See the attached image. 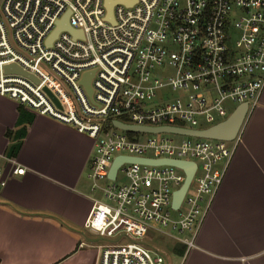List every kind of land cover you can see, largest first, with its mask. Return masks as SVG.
<instances>
[{
    "label": "built area",
    "instance_id": "2783aa9c",
    "mask_svg": "<svg viewBox=\"0 0 264 264\" xmlns=\"http://www.w3.org/2000/svg\"><path fill=\"white\" fill-rule=\"evenodd\" d=\"M66 14L82 37L60 31L47 46ZM8 66L38 83L6 74ZM90 73L91 96L82 84ZM165 89L181 96L169 101L158 95ZM263 91L264 0H0V95L94 141L88 179L105 201H94L85 228L109 242L100 264H170L151 245L154 235L192 249L239 140L125 132L114 123L202 132L244 104L248 117ZM228 102L236 105L230 114ZM145 161L196 165L178 209L173 196L185 172ZM7 170L25 174L11 160ZM6 179L0 166V189ZM100 181L108 182L103 190Z\"/></svg>",
    "mask_w": 264,
    "mask_h": 264
},
{
    "label": "crops",
    "instance_id": "0c3cea01",
    "mask_svg": "<svg viewBox=\"0 0 264 264\" xmlns=\"http://www.w3.org/2000/svg\"><path fill=\"white\" fill-rule=\"evenodd\" d=\"M20 107L0 95V166L7 172L0 189V264H100L101 246L85 228L98 200L88 179L94 141L24 108L32 121L10 157ZM233 145L195 246L177 264H264V91ZM10 160L25 174H8ZM166 239L175 253L179 244Z\"/></svg>",
    "mask_w": 264,
    "mask_h": 264
},
{
    "label": "water",
    "instance_id": "95a60500",
    "mask_svg": "<svg viewBox=\"0 0 264 264\" xmlns=\"http://www.w3.org/2000/svg\"><path fill=\"white\" fill-rule=\"evenodd\" d=\"M120 2H126V0H120ZM69 19V14H66L63 19L58 23L57 29L55 32L51 35L47 42V46H51L53 41L57 38L58 34L60 31H67L73 36L77 37L80 36L82 37L81 32H76L74 31L68 22ZM108 19L110 21H113L112 17V4L108 3ZM5 73L6 74H15V75H20L23 77H26L30 80H33L35 83H38L35 78L21 70L20 68L16 66H8L5 68ZM93 77V73L87 74L82 82L84 88L87 90L88 94L91 96L92 90L90 87V81ZM49 97L54 101V103L60 108L59 102L56 100V98L51 94V92L47 89L44 90ZM248 114V105L244 104L241 105L237 108V110L231 115L229 119H227L225 122L216 125L206 131L202 132H191V131H186V130H181V129H174V128H159V129H151V128H141V127H135V126H128V125H123L118 122L114 123V126L120 130H123L125 132H140V133H151V134H158V133H172V134H181L185 136H191V137H197V138H202V139H211V140H219V141H226V142H233L235 139L238 137L243 124L246 120ZM144 162V161H141ZM149 162V161H145ZM149 163H155V164H160V163H169L174 166H177L181 168L186 175V180L182 186V188L174 194L173 196V208L178 209L180 204L183 201V198L191 185V182L193 180L195 171H196V165L193 163H185V162H177V161H160V162H149ZM121 164V160L117 161L112 169L110 176L112 178L115 177L117 169L119 168Z\"/></svg>",
    "mask_w": 264,
    "mask_h": 264
},
{
    "label": "rangeland",
    "instance_id": "374dc122",
    "mask_svg": "<svg viewBox=\"0 0 264 264\" xmlns=\"http://www.w3.org/2000/svg\"><path fill=\"white\" fill-rule=\"evenodd\" d=\"M64 89L69 93L74 106L77 108V102L75 100L74 95L69 91V88L67 86H64ZM158 95H163L167 98V100L170 101V100L176 99L177 97L181 96V93L180 92H174L170 89H165V90L159 91ZM226 107H227L228 114H230L236 108V105H232V104H230V102H228L226 104ZM152 137H155V136H145L144 139H148V138H152ZM170 138L175 139L177 143H180L183 139L182 137H179V136H170ZM4 163H5V161L0 160V164H4ZM107 185H108V182H106V181L98 182V186L102 190L104 188H106ZM95 197L100 201H103V202L105 201L102 197V191H100V190H98L96 192ZM172 235H175V233L173 232ZM153 238H154V242L151 245H154V247L159 248V250L165 254V256L168 259L170 264H177L181 258L179 255L175 254L174 251L172 250L173 246H171V243H170L171 241H168V239H166V237L161 236V235L160 236L154 235ZM95 240H96L97 246H104V245L109 243L105 240L100 239L97 236H95Z\"/></svg>",
    "mask_w": 264,
    "mask_h": 264
},
{
    "label": "trees",
    "instance_id": "16d2710c",
    "mask_svg": "<svg viewBox=\"0 0 264 264\" xmlns=\"http://www.w3.org/2000/svg\"><path fill=\"white\" fill-rule=\"evenodd\" d=\"M32 121V115L28 114L24 107H20L19 109V120L17 123V130L15 133H13V141L14 143L11 145L8 155L10 157H16L23 139L26 136V125L31 123ZM12 137V136H11ZM186 251V248L184 246H177L175 248V253L179 256H183Z\"/></svg>",
    "mask_w": 264,
    "mask_h": 264
}]
</instances>
